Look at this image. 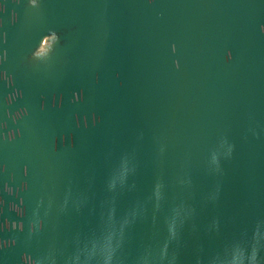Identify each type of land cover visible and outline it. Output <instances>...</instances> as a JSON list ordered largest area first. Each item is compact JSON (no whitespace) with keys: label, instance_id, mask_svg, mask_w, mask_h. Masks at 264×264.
Listing matches in <instances>:
<instances>
[{"label":"water","instance_id":"obj_1","mask_svg":"<svg viewBox=\"0 0 264 264\" xmlns=\"http://www.w3.org/2000/svg\"><path fill=\"white\" fill-rule=\"evenodd\" d=\"M0 264H264V0H0Z\"/></svg>","mask_w":264,"mask_h":264}]
</instances>
